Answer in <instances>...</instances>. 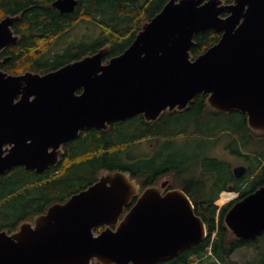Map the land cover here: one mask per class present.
Masks as SVG:
<instances>
[{"label": "water", "instance_id": "water-1", "mask_svg": "<svg viewBox=\"0 0 264 264\" xmlns=\"http://www.w3.org/2000/svg\"><path fill=\"white\" fill-rule=\"evenodd\" d=\"M77 0H56L73 12ZM20 15L0 20V55L19 35ZM220 40L192 58L194 37L208 29ZM107 45L93 55L42 74H10L0 59V180L15 166L43 172L82 130H108L143 114L156 121L207 94L217 111L238 110L264 133V0H169L146 20L130 46L107 63ZM20 97L18 100H16ZM235 176L247 166L233 169ZM142 192L130 172L104 169L96 182L64 202L0 230V264H158L202 243L208 234L182 188ZM136 202L129 208L134 198ZM225 222L234 235L264 233V185L237 201ZM102 227L100 231L96 229Z\"/></svg>", "mask_w": 264, "mask_h": 264}, {"label": "trees", "instance_id": "trees-1", "mask_svg": "<svg viewBox=\"0 0 264 264\" xmlns=\"http://www.w3.org/2000/svg\"><path fill=\"white\" fill-rule=\"evenodd\" d=\"M52 1L0 0V20L8 14L21 13L14 25L20 38L2 55L9 57L2 64L5 70L15 74L46 73L110 44L105 57L108 61L121 54L142 24L159 13L169 0H79L72 13H61ZM233 1L224 0L227 4ZM79 21L98 27V36L75 39ZM221 35L212 28L196 34L191 48L193 58L216 44ZM150 134L183 136L177 147L169 146L171 156L181 155L191 166L202 163L204 177L214 181L206 192L212 201H202L200 192H194L196 196L190 193L196 213L206 223L208 236L160 264H264V234L256 240L236 237L225 222L233 204L264 185V147L261 155L258 152L260 143L264 146V133L254 132L247 116L238 110L227 113L211 108L205 93L197 94L184 110L164 112L156 121L147 122L143 114H138L113 122L108 130L84 129L64 145L59 163L43 172L16 166L4 173L0 180V230L14 231L22 221L45 212L56 202L68 200L96 182L104 169L128 171L142 182L148 176V165L135 144ZM223 136L231 138L226 145L229 152L249 163L241 178L234 177L233 166L226 159L203 157ZM150 167L155 170L153 162ZM223 181H227L226 187ZM222 190H235L238 196L224 199ZM135 202L133 199L127 209ZM240 248L255 250V256L243 262L235 260L233 255Z\"/></svg>", "mask_w": 264, "mask_h": 264}, {"label": "flooded vegetation", "instance_id": "flooded-vegetation-1", "mask_svg": "<svg viewBox=\"0 0 264 264\" xmlns=\"http://www.w3.org/2000/svg\"><path fill=\"white\" fill-rule=\"evenodd\" d=\"M54 1H56V0L52 1V6H54L53 5ZM77 1H78V3L75 6V9L79 4V0H77ZM58 10L60 11V9H58ZM61 13H63V12H61ZM64 13H67V12H64ZM68 13H72V12H68ZM16 15H20V17H21V13H18ZM80 25H82L84 29L77 35L76 30L78 29V27ZM92 27L96 28V32H97L96 35H93L94 33L93 34L89 33V30H92ZM13 29H14V26H13ZM98 31H99L98 27H96L92 24H88L85 21H79L76 25V28H75V37H76L75 39L84 38L83 36H88V35L90 38H95L98 36V33H99ZM14 32L16 35H19V38H20V34L16 33L15 29H14ZM6 48L2 51V53L0 55V59L2 60V64H3L4 60L9 58L8 56L5 58H2V55L6 53ZM2 64H1L2 70L6 71L10 74L21 75V74L25 73V72L20 73V74L11 73V72L5 70L2 67ZM55 70H57V69H55ZM52 71H54V70H52ZM49 72H51V71H49ZM46 73H48V72H46ZM19 98L20 97H18L16 100H18ZM223 137H226V136H223ZM183 140H184L183 136H177L176 138H174V137L167 138V137H164L160 134H150V135L146 136L144 139L136 142V144H135V147L137 148L136 150L141 151L143 153V158L148 165V176H146L142 182L140 181L141 191L144 188H146L147 186L155 185V184L161 185V184L168 181L169 184L164 188V192H166L170 189L176 188V187H180L190 196V198L192 200H194V198H192L190 193H193L194 196H196L194 192H200V195L203 196L202 198H200L202 201H212V199L209 197L210 194H208L206 192H208L209 189L213 186L214 181L209 179L208 176L204 177L202 163L201 164L198 163L195 166H191L188 164V162L186 160H183V158H182L183 156H181V155L171 156V154H170L171 150H170L169 146L173 145L175 148V147H177V145L181 144L183 142ZM63 153L60 155V159H61ZM215 155H212L211 151H210V152L206 153L203 157L204 158H205V156L206 157H217ZM152 162H153L155 170H153L150 167V164ZM57 164H54L52 166H56ZM20 166H23V165H20ZM233 168L234 167H232V171H233ZM168 174H171V176ZM233 174H234L235 178H241V176L236 177L234 171H233ZM223 182H224V185L226 187L228 185L227 181L226 182L223 181ZM223 191L224 190H222L220 192V194L223 193ZM160 263H158V264H160Z\"/></svg>", "mask_w": 264, "mask_h": 264}, {"label": "rangeland", "instance_id": "rangeland-1", "mask_svg": "<svg viewBox=\"0 0 264 264\" xmlns=\"http://www.w3.org/2000/svg\"><path fill=\"white\" fill-rule=\"evenodd\" d=\"M83 29H84L83 26L80 25L78 27V29L76 30V34L78 35ZM89 33L90 34L94 33L93 35H96V33H97L96 28L92 27V30H89ZM62 44H65V43H62ZM230 141H231L230 136H229V138L228 137L220 138L218 140V143H216V145L214 146V149L211 151V154L212 155L216 154L215 156L220 157L222 159H226L227 161H229L231 163V165L233 167H235L237 165H246V166L249 165L248 161H246L245 158H243L242 156L237 155V154H233L231 151L229 152L226 145L228 143H230ZM262 144L263 143H260V149L258 150L259 155H261L262 147H264ZM135 149H137V148H135ZM132 154H135V152H132ZM140 154L141 153H139L138 155H140ZM261 160H262V158H261ZM260 165H261V163H260ZM261 166H264V162H262ZM255 253L256 252L253 249L240 248L234 253L233 258L235 260H239V261L243 262V261H246V260L254 257Z\"/></svg>", "mask_w": 264, "mask_h": 264}]
</instances>
